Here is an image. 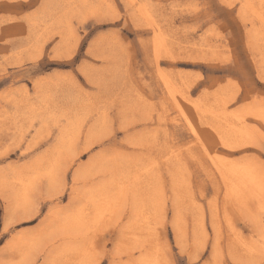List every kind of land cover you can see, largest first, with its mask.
<instances>
[{
	"label": "rangeland",
	"instance_id": "1",
	"mask_svg": "<svg viewBox=\"0 0 264 264\" xmlns=\"http://www.w3.org/2000/svg\"><path fill=\"white\" fill-rule=\"evenodd\" d=\"M233 165L264 175V0H0V264H264Z\"/></svg>",
	"mask_w": 264,
	"mask_h": 264
},
{
	"label": "bare ground",
	"instance_id": "2",
	"mask_svg": "<svg viewBox=\"0 0 264 264\" xmlns=\"http://www.w3.org/2000/svg\"><path fill=\"white\" fill-rule=\"evenodd\" d=\"M223 1V0H222ZM132 3H136L137 0H131ZM140 7V6H139ZM140 11L142 12L143 15H146L147 16V12H148V9L146 7H140ZM149 15V14H148ZM158 27V25H157ZM165 37V36H164ZM160 41V40H159ZM163 42L160 41L158 43H156V48H161ZM159 65V64H158ZM160 72V71H158ZM224 105V104H223ZM225 106V105H224ZM122 109V108H121ZM230 112V111H229ZM233 112V111H232ZM235 114V112H234ZM238 115V114H237ZM245 115V114H244ZM263 117V116H262ZM244 118V117H243ZM250 126V125H249ZM101 128V127H100ZM241 128V127H240ZM247 128V126H246ZM250 128V127H249ZM249 130V129H248ZM247 132V131H246ZM245 132V133H246ZM251 132V131H250ZM216 133V132H215ZM158 134V133H157ZM244 135V134H243ZM249 135V134H248ZM153 138V137H152ZM247 138V137H246ZM245 138L242 139V141L244 140ZM154 140V139H153ZM155 144V143H154ZM240 147V146H239ZM156 148V147H155ZM220 159V157H219ZM149 160V159H148ZM242 161V160H241ZM154 163V162H153ZM157 163V162H156ZM224 163V162H223ZM243 163V162H242ZM254 163V162H253ZM256 164V163H255ZM223 165V164H222ZM232 165V164H231ZM240 165V163H239ZM153 166V165H152ZM155 166V165H154ZM258 167V164L256 166V168ZM52 168V167H51ZM150 168V167H149ZM216 168H217V171L221 173V166L220 164L217 162L216 163ZM228 169V168H227ZM246 169V168H245ZM251 169V168H250ZM52 170V169H51ZM50 170V171H51ZM248 170V169H247ZM253 169L251 170H248L247 171V174L245 173L244 174V169H241V167L239 168V166H231L228 170H227V173L226 174H222L223 176V179H224V184L226 186V189H227V195H226V204H225V209H227V211L229 212L230 211V208L232 207V205L236 206V207H239V209L241 210H244V212L249 216H253V211L251 212V209H250V204H256L259 206L261 204L264 205V175H262V173H258V172H255V171H252ZM249 172V173H248ZM41 174V173H40ZM37 175V174H36ZM247 175V177L245 176ZM45 176V175H44ZM155 177V176H154ZM33 178V177H31ZM175 179V178H174ZM23 180V179H22ZM32 180V179H31ZM106 180V179H105ZM159 181V180H158ZM50 182V180H49ZM24 190H27V185L30 184L28 182V184L26 182H24ZM51 184V183H50ZM161 187V186H160ZM159 187V188H160ZM177 187V186H176ZM122 189V188H121ZM120 189V190H121ZM249 189H256L257 190V194L256 195H249L247 193L251 192V191H248ZM119 190V189H118ZM118 190L116 192H118ZM19 192V191H17ZM120 192V191H119ZM101 193V191H100ZM121 193V192H120ZM21 194V193H20ZM26 193L24 194V197H25ZM118 195V194H117ZM102 196V194H101ZM104 197V196H103ZM127 198V197H126ZM11 199V198H10ZM110 199H112V205H116L114 204L115 201H116V195L115 194H112L110 195ZM9 202V200H8ZM80 207V206H79ZM81 208V207H80ZM162 208V207H161ZM163 209V208H162ZM263 209H264V206H263ZM241 210V211H242ZM162 211V210H161ZM225 211V210H224ZM80 213V211H79ZM78 213V214H79ZM160 213V212H159ZM242 213V212H241ZM31 215V214H30ZM25 216H27L25 214ZM29 216V215H28ZM55 216V214H52L50 215V218H53ZM32 217V216H30ZM30 217H27V219H31ZM159 217V216H158ZM108 218V216H107ZM111 219V218H110ZM109 219V220H110ZM161 219V217H160ZM26 221V220H25ZM9 222V221H8ZM12 222V221H11ZM106 225V224H105ZM110 225V224H109ZM137 226V225H136ZM141 227V226H140ZM171 227V226H170ZM143 228V227H142ZM150 228V227H149ZM152 228V226H151ZM150 228V229H151ZM238 228V227H237ZM141 229V228H139ZM153 231V229H151ZM162 232L164 231L163 229H161ZM151 231V233H152ZM154 232V231H153ZM161 232V231H160ZM148 233V232H147ZM165 233V232H164ZM163 233V234H164ZM25 234V233H24ZM28 235V233H27ZM155 237L156 238H159V235L156 236V234L154 233ZM153 235V236H154ZM237 235V234H236ZM22 236V235H21ZM20 236V237H21ZM26 236V235H25ZM24 238V237H23ZM26 239V237H25ZM32 239V238H31ZM35 239V237H34ZM20 240V239H19ZM22 240V239H21ZM21 240H20V243H21ZM99 240V239H98ZM155 239H153L154 241ZM23 241V240H22ZM97 241V239H96ZM19 242V241H18ZM17 242V243H18ZM16 243V245H17ZM15 244V243H14ZM13 244V245H14ZM14 245V246H16ZM27 245H29L27 243ZM36 245V244H35ZM18 246V245H17ZM93 246V245H91ZM35 248V247H34ZM13 249V248H12ZM16 249V248H15ZM158 249V248H157ZM157 249L155 252H157ZM23 252V251H21ZM25 253H28L27 251ZM24 253V254H25ZM29 255V254H28ZM145 259L147 258H150V262L152 264H156L157 261H158V258H157V255L156 254H153V250H151L150 252H147L144 256H143ZM17 258V257H16ZM25 258V257H24ZM26 259V258H25ZM154 259V260H152ZM28 260V259H27ZM26 261V260H25ZM16 262V260H15ZM23 262V261H22ZM30 262V261H29ZM146 264H149L148 262Z\"/></svg>",
	"mask_w": 264,
	"mask_h": 264
}]
</instances>
